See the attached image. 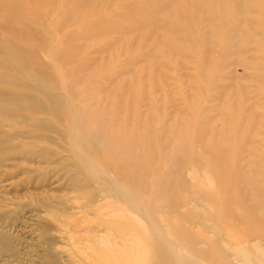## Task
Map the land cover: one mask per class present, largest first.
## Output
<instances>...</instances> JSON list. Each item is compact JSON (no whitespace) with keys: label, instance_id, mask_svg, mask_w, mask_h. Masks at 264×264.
Wrapping results in <instances>:
<instances>
[{"label":"rangeland","instance_id":"rangeland-1","mask_svg":"<svg viewBox=\"0 0 264 264\" xmlns=\"http://www.w3.org/2000/svg\"><path fill=\"white\" fill-rule=\"evenodd\" d=\"M77 1L81 2V5L77 4ZM77 1L18 0L19 3H17V0H12L11 4L13 9L11 15H13L15 22L21 18L27 24L28 47H33L35 45V48L33 47V54L29 53L28 56H30V61H35L36 57L40 56V61L42 60L40 67L42 70L44 68L46 69V71L45 69L43 71L47 73L45 83L48 87H54V90L62 93L61 96L65 99H63V101L72 106L74 114L80 112L84 104V106L87 105L88 107V109L86 107L84 108L88 116L85 114L86 111L84 110V112L82 111L84 113L82 115L83 117L84 115L85 117L87 116L86 119L89 121L84 119L87 122H83L80 127L79 124H81L83 120L80 121L79 117H83L80 116L81 114L79 113L75 117L74 128H76L80 134V142L76 145L78 151L80 150L98 166H102L101 168L107 171V176L102 175V180L106 177L105 182L103 181L105 184L108 179L118 180L120 184L124 185L127 194L136 197L139 204L141 203L142 209L145 208L143 210H146L144 214L147 217V221L156 228L158 233L162 234L159 227L161 225L159 223L160 219L162 220L165 218L162 213L164 216L167 214L165 219L169 220L168 218H172L175 213L173 209H176L178 206L176 211H178L179 214L181 213V216L179 217L178 212H176L177 215L174 217H179L180 223L191 229V235L197 241L193 249L198 252V255L196 251L193 254L185 248L184 250H180V253L185 258L192 260L194 264H244L242 262L247 259L250 261H246L245 264H262L260 262L264 261V252L261 260L257 257V262L251 248L252 242H245L246 244L244 242L242 243L243 240L251 239V237H244V239L241 240L240 238L243 237L237 235V233L241 232V228L245 227H237V225H235L236 221L232 220L230 209V212L228 211L229 214L224 213L227 212V207L231 208V205H228L231 199L229 198V200L225 195L233 199L232 193L236 194L234 199L239 196L237 197L239 201L242 200L241 202H247L252 205L259 203L257 207L263 206L262 209H264V201H261V198L264 200V0H231L232 2L230 0H203L202 2L201 0ZM65 2H67V4H65ZM192 2H196V5ZM221 2L229 3H227V6V4H221ZM16 3L22 11L17 10ZM23 3L24 5L22 7ZM244 3L251 5L252 8ZM134 4L138 11L134 8ZM124 5H127V7L124 8ZM222 5L225 6V13H223L224 7ZM231 5L233 8H231ZM79 6L82 7L79 8ZM146 6H148L147 9ZM239 6L242 7V10ZM71 7H76L77 10L74 9L77 12L74 9L72 10ZM140 7H143L142 9L144 11H142ZM236 8L241 10V16L244 13V17L242 16V18L246 21L244 19L242 21L240 13H238L239 11ZM245 8L249 12L246 11ZM62 9L66 10L64 11ZM67 9H69V11L72 10L74 14L72 16L71 12L70 18L68 16V19L71 20L69 21L71 22L70 26L68 25V19H65ZM199 10L204 12V15ZM226 10L230 14V19L228 18L229 14L227 15ZM121 11L127 16L125 15L122 17L124 14H122ZM235 11L238 12L235 13ZM256 11L259 12V16L257 13L252 15V12L254 13ZM220 12L222 14H220ZM245 12L248 17H245ZM68 13L66 15H68ZM207 13H210L209 16H207ZM135 14H137L138 17ZM128 15L134 20H130ZM76 16L77 18H75ZM205 16L207 18H205ZM101 19H103V21H101ZM83 22H85V24L88 23L89 28L87 27L86 30L84 28L87 25ZM92 22L94 24H91ZM95 22L98 23L96 24ZM256 22L259 23V25L256 24ZM15 24L16 23L12 24L13 29H15ZM257 25L258 27H256ZM260 25L261 27L263 26V28L259 27ZM59 26H61L62 29L59 28ZM81 26H83V28ZM35 27L37 28L35 29ZM216 27L219 28L217 29ZM29 30L31 32H28ZM41 30L43 32H41ZM70 30L71 32H69ZM81 30L85 32L82 31V34ZM193 30L195 32H193ZM205 30H207L206 33ZM72 31L77 37L72 36V34L70 35ZM231 33L235 35V41L231 38V36H233ZM93 34H95V36ZM209 34L211 36H209ZM212 34H214V36ZM62 35H65L66 38ZM204 35L205 38L203 37ZM70 37L71 39L75 37L76 40H67V38ZM230 39L233 40L230 41ZM236 39L241 43H238ZM225 40L230 42L227 43ZM68 41L69 43H67ZM73 43L76 44V46H74ZM36 44L38 45L36 46ZM56 44L58 47H55ZM239 44H241V46ZM38 47L39 51L38 49L36 50ZM69 47L73 49L70 50ZM226 47H229V49ZM65 49L66 51H64ZM61 50L64 51L62 52L64 54L60 55L59 53H61ZM74 52H77V54ZM34 54H37V56L34 57ZM57 54L59 55L57 56ZM68 54H70V56H68ZM73 56L75 57L72 58ZM68 59L71 61L75 59L76 61L73 60L69 62ZM49 70L53 71H50L52 76ZM69 70L73 72L70 73ZM65 72L66 74L64 76ZM31 74L33 73L31 72ZM29 92L31 94H36L33 90H29ZM75 107L77 111H75ZM89 113L91 114L89 115ZM88 117L91 118V120L94 118V121H90ZM45 120L50 121V123L54 124L59 129L61 127H66L64 124V115L62 113H60L57 118L53 116L51 118L49 115L48 119L44 118V122ZM89 122L92 123L89 124ZM88 124L89 126H87ZM100 125L103 128L99 127ZM92 128L95 131L92 130ZM10 129L13 128L8 129L4 127V130ZM97 129L98 132L96 131ZM118 129H122L123 131H119ZM84 131H87L86 134ZM99 131L103 132H100V134ZM96 132L97 134L99 133L97 136L95 135ZM104 132L106 133L104 134ZM87 133H89L90 136L87 137ZM108 135L109 137L111 135V137L107 138ZM99 136L101 137L100 141L98 139ZM133 136L134 139L138 137L136 141L133 139ZM52 137L55 142L59 143L61 146L51 145L46 142L38 143V147L48 151L47 154L50 155L44 162V159H38L27 154H15L16 156H12L8 160L0 161V264H51L54 259H57L59 263L67 264L69 263L68 257H81L80 254L76 253L75 250L73 251V248L69 246V235L71 232L68 230L69 227L51 216L54 212L61 214L65 211L66 215L73 212L70 211L69 208L73 207L72 204L74 202L72 198L75 197V193L72 191V188H70L71 181L68 180L67 177L72 175L71 177L74 178L76 171L78 172L79 170L68 155L70 152L68 144L61 141V137L55 134H53ZM118 137L119 139L121 138L119 141ZM130 137H132V140ZM113 139L117 140L114 141ZM122 139L123 141H121ZM129 139L131 141L128 142ZM106 140L116 142V146H114V143L113 146L110 145L109 143L112 144V142L108 143ZM28 141L31 142L32 140ZM134 141L136 143L138 142V144L136 145ZM132 142L134 143L132 144ZM106 144L112 148H107ZM128 144L131 145V149H127V146L130 147ZM134 144L137 146L136 148H138V150L136 149L137 151L133 149L135 148ZM182 145L186 146L184 147L185 149H180L181 147L183 148ZM102 147L105 149L103 150ZM113 147L115 149H117L116 147L119 148L116 151ZM208 147L211 149L209 150ZM1 149L0 152H4ZM126 149H130V152ZM182 150H185L186 153H182ZM104 151L106 152L104 153ZM126 151L127 153H124V155L128 157V159L125 158V156H121L123 152ZM175 151L181 152L180 155L179 153H175ZM204 151L207 154H204ZM128 153H135L137 155L129 154V156H127ZM193 153L200 154L198 156ZM219 153H221L222 156L219 155ZM9 154L12 153L10 152ZM110 154L111 158H108ZM169 154H172L173 157ZM174 154L176 155L174 156ZM191 154L194 155L193 157L197 156V159L191 157ZM209 155L214 158L216 157V162L214 158L212 159L214 162L213 165L210 163L212 162V160H210L212 157H209ZM200 156H202V158ZM98 157L99 159H97ZM198 157L201 158L197 162L198 165H200V162L204 159L205 162L207 161V164L204 161L201 162L202 168L197 165L198 171H196V173L192 169L195 168L197 163L194 164L195 166L190 165L193 164L195 160H198ZM217 157L220 158L218 159L220 162L216 165L215 163H218ZM179 158L181 160L183 158L186 161L182 160L180 162L178 161L180 160ZM174 161L175 163L178 162L176 164L182 163V167L180 165V167H178L175 163H171ZM183 161L187 166L184 165L185 163H183ZM138 163L140 165L142 164L143 167L141 166L142 168L140 167L139 169ZM219 165H221V169ZM224 165L225 167H223ZM232 166L241 171L239 172ZM190 167L192 168L189 169ZM212 167L214 171H212ZM116 168H118L120 172ZM124 168L130 169H127L129 170L127 171ZM135 168L137 170H135ZM196 168L194 170H196ZM223 168L225 169L223 170ZM141 169L143 170L140 171ZM178 169L181 172H177ZM203 169L205 173L208 171L210 172L208 174L211 176L214 175L212 176L213 178L210 175L209 177L208 174L207 177L202 171ZM216 169L220 171L218 173H223L222 175L224 176H221V174V177L216 175ZM232 169H234V177H237L235 180L234 177L232 179ZM192 171L194 174L190 173ZM235 171H238V174H236ZM131 172L135 174L131 175ZM211 172H214V174H211ZM121 173H123V176L120 175ZM162 174L168 177H165V175L163 177ZM131 176H134V178H131ZM135 177L141 180L139 181V179L137 180ZM146 177L148 178L145 179ZM161 177L166 180L161 179ZM159 178L161 183L157 181ZM169 178L172 182H168L170 181L168 180ZM180 178H184V180ZM262 180L263 182H261ZM135 181L140 182V184L137 183L136 185ZM184 181V187H187L185 191L182 186ZM92 182V187L96 190L103 186V184L100 186L99 181ZM254 182H256V184ZM141 183L143 184L141 185ZM165 183L166 185H164ZM168 183L169 185H167ZM174 185L177 186L175 187ZM172 186L175 188L173 187L172 189ZM231 186H234L233 189ZM235 186L236 189L240 188V190H237L238 192L240 191L239 193L234 189ZM179 187L181 189H179ZM229 187L232 193L231 191H227ZM169 188L171 193H169ZM210 188L212 191L214 190L213 193L209 190ZM230 188L228 190H230ZM165 189L167 191H165ZM207 189L211 193L210 196L216 193L212 196L213 199H210ZM158 190L165 192L159 193V196L161 195L159 197ZM172 190L175 191V193H172ZM225 191L227 192L225 193ZM180 192L184 193V195ZM169 194L170 197L168 198ZM206 195L211 201H209L208 198L206 199ZM217 195L218 197L220 196V198H217ZM240 196H242V199ZM259 196L262 197L259 198ZM145 197H148V200L143 199ZM165 197L168 198V201ZM214 197L215 201H213ZM224 197L227 204L223 201ZM253 197L256 200H254ZM99 198L101 197L99 196ZM173 198L176 202L177 200L180 201L181 203L178 204L181 206L175 205L176 202H172L174 201ZM175 198H177V200ZM185 198L191 201L192 204ZM193 198L196 199L191 200ZM171 199L172 201H169ZM221 200L225 202L224 205ZM167 202H170L171 205L172 203L174 204L171 207L173 209L170 208V204ZM186 202L187 204L185 205ZM189 203L190 206L188 205ZM199 203H201V205ZM151 204L152 207H155H153L152 210ZM214 204L217 205V208H215L216 206ZM145 205L148 206L146 207ZM173 206H176V208ZM222 206H224V208ZM156 207L158 208L156 209ZM170 209L172 213L169 212ZM262 209L260 210L264 214V210ZM75 210L73 213L82 212L79 208ZM161 211L163 212L161 213ZM189 214L193 217H190ZM197 219L200 220L198 221ZM182 220L183 222H181ZM226 220H228L229 223ZM253 226L248 223L246 228L251 230ZM255 227L257 228V225H255ZM213 234L214 237H212ZM231 234L234 236L231 237ZM235 234L240 241L234 239L236 237ZM172 236L170 235L169 238L174 240L175 236ZM204 237H207L208 240L206 241ZM230 237L231 240H233L231 241L233 245L231 242L227 245V242L230 241ZM175 242L177 243V241ZM224 242L226 243L224 244ZM261 243L264 244V237L262 236L260 244ZM241 244H244V246ZM224 245H226V248ZM229 246L234 247V249H231ZM241 248L246 249L244 254L246 256L236 253V251ZM146 250L148 249L146 248ZM233 254L237 255V257ZM240 256L241 258L246 257V260L242 258L241 262H239Z\"/></svg>","mask_w":264,"mask_h":264},{"label":"bare ground","instance_id":"bare-ground-1","mask_svg":"<svg viewBox=\"0 0 264 264\" xmlns=\"http://www.w3.org/2000/svg\"><path fill=\"white\" fill-rule=\"evenodd\" d=\"M11 1L12 0H1L0 2V148L1 150H3L4 152H0V161L1 160H8L10 159L12 156H16L18 154L20 155H30L32 157H36L38 159H44V161H46L45 159H48V157H50L48 153V151L46 150H42V148L38 147L40 142H46L48 144H51V145H56V146H61L59 145V143H56L55 140L53 139L52 135L55 134L59 137H61V141H64L68 144L69 146V157L71 160L74 161L75 165L79 168L78 172L76 171V174L74 175L75 177H71V176H68L67 179L70 180V188H72V191L75 193V197H73L72 201L74 202L72 205L73 207H70V211H73L76 209V208H79L82 210L81 213H71V214H68L66 215L65 211L61 214H58V213H55L52 214L51 216L55 219H57L58 221H60L61 223L67 225L69 227V231L70 232V235H69V242H70V247L73 248V251L75 250L76 253L80 254L81 257H68L69 259V263L67 264H194L192 260H189L188 258H185L184 256L181 255L180 253V250H184L187 249L188 251H190V253L192 252L194 254V252L196 251L195 249H193L194 246H196L195 244L197 243V241L195 240V238L191 235V229L185 225H182L180 223V214L178 211H176V206H173L175 207L176 209H173L171 208L172 205H174L173 203L176 202L173 198L174 201L169 200V201H172V205L170 204V202H167L169 203L170 205V208L175 210L174 214H173V217H169L168 219L169 220H166V216L167 214L164 216V214L162 213L163 211H161L163 217H165L164 219H160L159 223L161 224L159 227H160V230L162 231V234L161 233H158V231L156 230V228H154L150 222L147 221V217L146 215L144 214V211L143 208L141 207V203L139 204L138 200H136V197H134L133 195H130V194H127V192H125V187L123 184H120L118 180H107L106 184L104 183L105 180H106V177L104 180H102V177L103 176H107V171H105L103 168H101L100 166H98L94 161H92V159H90L87 155L83 154L80 150L78 151L77 149V146L78 145L77 143L80 142V134L79 132L77 131L76 128H74V123H75V117L76 115L79 113L81 114L80 116L83 117L82 114H84L83 112L86 111V109H84L85 107L88 109L87 105L84 106L83 104V109L80 110V112H78L77 114H74L73 110H72V106L70 104H67L66 102L63 101V97L61 96L62 93H60L59 91H56L54 90L53 88H49L48 85L45 83V78L47 76V73H45L42 68L40 67V64L42 63V60L40 61V56L38 57L37 54L35 55L34 54V57H36L35 61H30V54H33V47H28V41H27V24L25 23V21L23 19H19L15 22V19L13 18V15H11V11L13 9L12 7V4H11ZM62 1V0H61ZM77 1V0H76ZM81 1V0H80ZM128 1V0H127ZM203 0H201L202 2ZM220 1V0H218ZM224 1V0H222ZM228 1V0H227ZM231 1V0H230ZM253 1V0H252ZM22 2V1H21ZM20 2V3H21ZM25 2V1H24ZM72 2V1H71ZM78 2V1H77ZM76 2V3H77ZM89 2V1H88ZM126 2V1H125ZM151 2V1H150ZM232 2V1H231ZM230 2V3H231ZM17 3L18 0H17ZM16 3V4H17ZM69 3V1H68ZM123 3V2H122ZM133 3V2H132ZM193 4H195L196 2H192ZM191 3V4H192ZM210 3V1H209ZM220 3V2H219ZM225 4L229 3V2H223ZM221 2V4H223ZM236 3V2H235ZM241 3V2H240ZM62 4V3H61ZM65 4H67V2H65ZM77 4L81 5V2H78ZM83 5H85L84 3H82ZM126 4V3H125ZM130 4V3H129ZM142 4V2H141ZM144 4V3H143ZM157 4V3H156ZM192 4V5H193ZM202 4V3H201ZM224 4V5H225ZM232 4V3H231ZM244 4H247V3H244ZM250 4V3H249ZM24 3L22 4V7H23ZM76 5V4H75ZM73 5V6H75ZM82 5V6H83ZM128 5V4H127ZM127 5H124L123 7H127ZM154 5V4H153ZM196 5V4H195ZM215 5V4H213ZM240 5V4H238ZM26 6V4H25ZM60 6V5H59ZM81 6V7H82ZM130 6V5H129ZM135 6V4H134ZM216 6V5H215ZM223 6V5H222ZM228 6V4H227ZM226 6V7H227ZM236 6V4H235ZM247 6H250L252 8L251 5H248ZM247 6L245 5V7L247 8ZM78 7V6H77ZM79 6V8H81ZM122 7V8H123ZM148 6H146V9H147ZM224 7V12L225 13V6ZM240 7V6H239ZM18 8L17 10H20L22 11V9H20L18 7V4H17V7ZM27 8V6H26ZM72 8V7H71ZM76 9V7H74ZM72 8V10L74 9ZM131 8V7H130ZM136 8V6L134 7ZM141 8V7H140ZM143 8V7H142ZM141 8V9H142ZM152 8V7H151ZM196 8V7H195ZM216 8V7H215ZM218 8V7H217ZM231 8L232 5H231ZM230 8V9H231ZM242 7H240L241 9ZM245 8L246 11H248L247 9ZM250 8V9H251ZM74 9V10H75ZM127 9V8H126ZM238 10V8H236ZM244 9V8H243ZM259 9V8H258ZM62 10H66V9H62ZM71 11H69V9H67L66 11V14L68 13V15L65 14L66 16V20L68 19V16L70 18V14H71ZM77 10V9H76ZM75 10V11H76ZM81 10V9H80ZM130 10V9H129ZM128 10V11H129ZM137 10V8H136ZM135 10V11H136ZM229 10V9H228ZM232 10V9H231ZM242 10V9H241ZM241 10H238V11H235L240 13ZM244 10V11H245ZM253 10V9H251ZM255 10V9H254ZM61 11V9H60ZM127 11V12H128ZM138 11V10H137ZM142 11H144L142 9ZM200 12H202L201 10H199ZM227 11V10H226ZM259 11V10H258ZM77 12V11H76ZM122 14H124L123 11H121ZM120 12V13H121ZM207 12V11H206ZM212 12V11H211ZM243 12V11H242ZM249 12V11H248ZM22 13V12H20ZM29 13V11H28ZM119 13V14H120ZM133 13V12H132ZM204 12H202L203 14ZM219 13V12H218ZM217 13V14H218ZM231 13V12H230ZM237 13V14H238ZM255 13H259V12H252V15L255 14ZM134 14V13H133ZM208 14V15H207ZM206 15L209 16L210 13H207ZM212 14V13H211ZM220 14H222L220 12ZM228 11H227V15H228ZM232 14V13H231ZM244 14V13H243ZM242 14V16L244 17V15ZM248 14V13H247ZM72 16L74 15L73 12L71 14ZM76 15V14H75ZM80 15V13H79ZM82 15V14H81ZM126 14H124L122 17H124ZM137 15V14H135ZM140 15V14H139ZM204 15V14H203ZM213 15V14H212ZM239 15V14H238ZM250 15V14H249ZM16 16V14H15ZM33 16V15H32ZM35 16V15H34ZM64 16V17H65ZM78 16V14H77ZM77 16L75 18H77ZM127 16V15H126ZM224 16V15H223ZM240 16H241V13H240ZM241 16V18H242ZM246 12H245V17H246ZM259 16V14H258ZM80 17V16H79ZM83 17V16H82ZM128 17H130L128 15ZM138 17V15H137ZM219 17V16H218ZM227 17V16H226ZM232 17V16H231ZM248 17V16H247ZM17 18V17H16ZM126 18V17H125ZM135 18V17H134ZM205 18H207L205 16ZM209 18V17H208ZM230 19V14H229V17ZM227 18V19H228ZM61 19V18H60ZM80 19V18H79ZM130 20H134V19H131V17L129 18ZM128 19V20H129ZM223 19V18H222ZM244 18H242V21H243ZM208 20V19H207ZM245 20V19H244ZM65 21V20H64ZM68 21V25L70 26V23L69 21H71L70 19L67 20ZM101 21H103V19H101ZM224 21V19H223ZM246 21V20H245ZM248 21V20H247ZM61 22V21H59ZM88 22V21H87ZM100 22V21H99ZM133 22V21H132ZM13 23H16L14 26H15V29H13L12 27V24ZM66 23V22H65ZM75 23V22H74ZM85 24V22H83ZM82 23V24H83ZM96 24L98 22H95ZM262 23V22H261ZM90 24V23H89ZM91 24H94L93 22ZM255 24V23H253ZM256 24L259 25V23L256 22ZM255 24V25H256ZM264 24V23H263ZM72 25V24H71ZM81 25V24H80ZM87 26H85V30L88 26V23L85 24ZM100 25V24H99ZM258 25L256 27H258ZM45 26V25H44ZM84 26V25H83ZM83 26H81L83 28ZM101 26V25H100ZM211 26V25H209ZM95 27V25H94ZM261 27V25L259 26ZM37 27H35L36 29ZM47 28V27H46ZM59 28H61V26H59ZM97 28V27H96ZM102 28V27H101ZM217 28V27H216ZM219 28V27H218ZM217 28V29H218ZM263 28V26L261 27ZM49 29V28H48ZM62 29V28H61ZM64 29V28H63ZM92 29V28H91ZM99 29V28H98ZM193 29V28H192ZM195 29V28H194ZM216 29V30H217ZM38 30V29H37ZM224 30V29H223ZM228 30V29H227ZM263 30V29H261ZM84 30H81V33L83 34ZM90 31V30H89ZM96 31V30H95ZM99 31V30H98ZM207 30H205V33H206ZM215 31V29H214ZM218 31V30H217ZM216 31V32H217ZM221 31V30H220ZM231 31V30H230ZM28 32H31L30 30ZM36 32V31H35ZM35 32H32V33H35ZM41 32H43L41 30ZM49 32V31H48ZM60 32V31H59ZM71 32V30L69 31ZM85 32V31H84ZM193 32H195L193 30ZM219 32V31H218ZM229 32V31H227ZM263 32V31H262ZM97 33V32H96ZM100 33V32H99ZM208 33V32H207ZM230 33V32H229ZM72 34V36H75L73 34V31L72 33H70V35ZM101 34V33H100ZM216 34V33H214ZM214 34H212L214 36ZM232 34V33H231ZM235 34V32H234ZM41 35V34H40ZM59 35V34H58ZM88 35V34H87ZM95 36V34H93ZM97 35V34H96ZM233 35V34H232ZM236 35V34H235ZM231 36V38L234 39V36ZM32 36V35H31ZM35 36V35H34ZM46 36V35H45ZM57 36V35H56ZM64 38H66L65 35H62ZM89 36V35H88ZM209 36H211L209 34ZM212 36V37H213ZM216 36V35H215ZM230 36V35H229ZM36 37V36H35ZM39 37V36H38ZM53 37V36H52ZM58 37V36H57ZM60 37V36H59ZM77 37V36H75ZM73 38L74 40H76V38ZM205 38V35L203 36ZM208 37V35H207ZM33 38V37H32ZM37 38V37H36ZM41 38V37H40ZM45 38V37H44ZM79 38V37H78ZM77 38V39H78ZM228 38V36H227ZM38 39V38H37ZM61 39V38H60ZM68 39H71L70 38H67ZM71 39V41L73 40ZM207 39V38H206ZM209 39V38H208ZM229 39V38H228ZM232 39V40H233ZM47 40V38H46ZM45 40V41H46ZM66 40V39H65ZM66 40V41H67ZM218 40V39H217ZM230 39V41H232ZM241 40V39H240ZM30 41V40H29ZM32 41V40H31ZM44 41V42H45ZM48 41V40H47ZM51 41V40H50ZM57 41V39H56ZM226 41V40H225ZM224 41V42H225ZM229 41V42H230ZM235 41V39H234ZM237 41V39H236ZM34 42V41H33ZM59 42V41H58ZM227 42V41H226ZM227 42V43H229ZM238 43L240 41H237ZM43 43V42H42ZM69 43V41L67 42ZM75 43V42H74ZM73 43V44H74ZM237 43V44H238ZM241 43V42H240ZM40 44V43H39ZM52 44V42H51ZM58 44V43H57ZM56 44L55 47H58V45ZM65 44V43H64ZM236 44V42H235ZM38 44H36L37 46ZM43 45V44H42ZM53 45V44H52ZM60 45V44H59ZM78 45V44H77ZM241 46V44H239ZM243 45V44H242ZM31 46V45H30ZM74 46H76V44H74ZM79 46V45H78ZM77 46V47H78ZM224 46V45H223ZM230 46V44H229ZM235 46V45H234ZM43 47V46H42ZM46 47V46H45ZM49 47V46H48ZM68 47V46H67ZM71 47V46H70ZM69 47V48H70ZM73 47V46H72ZM35 48V47H34ZM41 48V47H40ZM51 48V47H50ZM229 49V47H226ZM38 49L39 51V47L36 48V50ZM54 49V48H53ZM61 49V48H60ZM64 49V48H62ZM73 48H70V50H72ZM227 49V50H228ZM226 50V49H225ZM241 50V49H240ZM264 50V49H263ZM66 51V49L64 50ZM64 51H60L61 53H59L60 55L61 54H64L62 52ZM71 52V51H69ZM68 52V53H69ZM225 52V51H224ZM228 52V51H226ZM237 52V51H236ZM243 52V51H242ZM75 53V52H74ZM221 53H222V50H221ZM233 53V52H232ZM263 53V52H262ZM57 54V56L59 55ZM73 54V53H72ZM77 54V52L75 53ZM74 54V55H75ZM235 54V53H234ZM46 55V54H45ZM264 55V53H263ZM66 56V55H65ZM68 56H70V54H68ZM66 56V57H68ZM75 56H73L72 58H74ZM52 58V57H51ZM71 58V57H69ZM71 58V59H72ZM61 59V58H60ZM32 60V59H31ZM59 60V59H58ZM69 60V59H68ZM66 60V61H68ZM75 60V59H73ZM72 60V61H73ZM45 61V60H43ZM71 60H69V62H72ZM76 61V60H75ZM46 62V61H45ZM233 63V62H232ZM74 64V63H73ZM78 65V64H77ZM39 66V67H38ZM76 66V65H75ZM47 67V66H45ZM55 67V66H54ZM58 67V66H57ZM51 68V67H50ZM60 68V67H59ZM62 68V67H61ZM43 71L41 72L40 71ZM75 69H78V68H75ZM46 71V69H45ZM51 70H49L50 72ZM63 71V70H62ZM70 71V70H69ZM76 71V70H74ZM31 72L33 74H31ZM53 72V71H51ZM50 72V74H51ZM67 72V71H66ZM66 72L64 73V76L66 74ZM73 71H70V73H72ZM63 74V73H62ZM61 74V75H62ZM52 76V74H51ZM54 78V77H52ZM50 79V78H49ZM47 80V79H46ZM53 80V79H52ZM50 80V81H52ZM59 80V79H58ZM48 81V80H47ZM61 82V81H60ZM51 86V85H50ZM61 86V85H60ZM59 86V87H60ZM63 87V86H62ZM55 88L57 89V86L55 85ZM63 89V88H62ZM61 89V90H62ZM29 90H33L36 94H31L29 92ZM63 91V90H62ZM71 91V90H70ZM64 92V91H63ZM66 95V93H65ZM67 96V95H66ZM68 98V97H67ZM65 100V99H64ZM70 103V102H69ZM79 105V104H78ZM81 105V106H82ZM89 106V105H88ZM77 108L75 107V111ZM84 110V111H83ZM83 111V112H82ZM102 111V110H101ZM82 112V113H81ZM95 112V111H94ZM60 113H62L64 115V124L66 127H61L60 129L57 128L54 124L50 123V121H46L44 122V118L45 119H48L49 118V115L53 117H58V115H60ZM87 113V111L85 112V114ZM92 113V111H91ZM89 113V115L91 114ZM102 113V112H101ZM101 113H98V114H101ZM48 114V115H47ZM95 114V113H94ZM87 115V114H86ZM44 116H48V117H44ZM79 116V115H78ZM88 116V115H87ZM86 116V117H87ZM85 115L83 118L79 117L80 118V121H82L80 125L83 124V122H87L85 121L84 119H86ZM91 117V116H90ZM96 117V116H95ZM89 118V117H88ZM106 118V117H105ZM90 121H94V118H89ZM97 119V118H96ZM101 119V118H100ZM62 120V119H61ZM78 120V118H77ZM88 120V119H86ZM89 121V120H88ZM92 121V122H93ZM79 122V121H78ZM91 122V123H92ZM98 122V121H97ZM117 122V121H116ZM89 122V124H91ZM87 124V123H85ZM89 124L87 126H89ZM98 124V123H97ZM104 125V124H103ZM118 125V124H117ZM4 127H7L8 129L9 128H13V129H10V130H4ZM79 127V126H78ZM98 127V126H96ZM101 127V125L99 126ZM84 128V127H83ZM82 128V129H83ZM95 128V126H94ZM103 128V127H101ZM107 128V127H106ZM117 128V127H116ZM76 129V130H75ZM91 129V128H90ZM124 129V128H123ZM92 130H94L92 128ZM90 130V131H92ZM101 130V129H99ZM119 130V129H118ZM122 130V129H121ZM119 130V131H121ZM95 131V130H94ZM98 132V129L96 130ZM104 131V130H103ZM103 131H99L100 132H103ZM107 131V130H106ZM123 131V130H122ZM127 131V130H126ZM130 131V130H129ZM85 132V131H84ZM87 132V131H86ZM85 132V134H86ZM96 132V136L99 134H97ZM115 132V131H114ZM118 132V131H117ZM133 132V131H132ZM106 132H104L105 134ZM112 133V132H111ZM109 133V134H111ZM101 134V133H100ZM117 134V133H116ZM123 134V133H121ZM128 134V133H127ZM86 136V135H85ZM90 136L89 133H87V137ZM102 136V135H101ZM116 136V135H115ZM136 136V135H135ZM109 137V135L107 136V138ZM111 137V135H110ZM109 137V138H110ZM123 137V136H122ZM91 138V137H90ZM100 136H99V141H100ZM116 138V137H115ZM131 140H132V137H130ZM138 138V137H137ZM134 139V136H133V139L136 141L137 140ZM85 139V138H84ZM94 139V138H92ZM96 139V140H98ZM121 139V138H120ZM119 137H118V141L120 140ZM28 140H32L31 142L28 141ZM86 140V139H85ZM112 140V139H111ZM114 141L117 140V139H113ZM130 139L128 140L131 141ZM98 141V142H99ZM107 141V140H106ZM123 141V139L121 140ZM125 141V140H124ZM127 141V140H126ZM134 141V142H135ZM187 141V140H186ZM190 141V140H189ZM82 142V140H81ZM108 143L109 142H112L109 143L110 145L113 146V143H114V146L116 142H113V141H107ZM106 142V143H107ZM132 142V144L134 143ZM84 143V142H83ZM82 143V144H83ZM89 143V142H88ZM105 143V142H104ZM107 143V144H108ZM123 143V142H122ZM181 143H184V142H181ZM93 144V143H92ZM96 144V143H94ZM106 144V146H107ZM135 144L137 145L138 142ZM134 144V145H135ZM189 144V142H188ZM187 144V145H188ZM86 145V144H85ZM105 145V144H103ZM102 145V146H103ZM118 145V143H117ZM120 145V143H119ZM130 145V144H128ZM135 145V148L133 149H137L136 148L137 146ZM80 146V144H79ZM105 146V147H106ZM126 146V145H125ZM124 146V147H125ZM179 146V145H178ZM183 146V145H182ZM95 147V146H94ZM110 148L111 146H107V148ZM122 147V146H120ZM133 147V146H132ZM180 147V146H179ZM184 147H186L185 145L183 146V148L181 147L180 149H185ZM103 150L105 149L104 147H102ZM112 148V147H111ZM117 149L119 147H116ZM130 148L131 149V145L130 147L127 146V149ZM209 148V147H208ZM113 149H115L113 147ZM112 149V150H113ZM117 149H115L117 151ZM126 149V150H127ZM129 149V150H130ZM132 149V151H133ZM211 148H209L210 150ZM109 150V149H108ZM122 150V149H120ZM125 150V149H124ZM123 150V151H124ZM127 150V151H129ZM134 150V151H135ZM136 150V151H137ZM175 150V148H174ZM173 150V151H174ZM10 151L12 154H9ZM107 151V149H106ZM104 151V153L106 152ZM126 152H123V155L121 156H125L124 153H127ZM131 151V152H132ZM172 151V152H173ZM181 151V150H180ZM183 151V150H182ZM109 152H112V151H109ZM108 152V153H109ZM122 152V151H120ZM130 152V151H129ZM185 150L182 152L184 153ZM207 152V151H206ZM212 152V150H211ZM210 152V153H211ZM102 153V152H101ZM137 153V152H136ZM175 153H180L181 152H176ZM186 153V152H185ZM184 153V154H185ZM198 153V152H197ZM195 153V154H197ZM204 154H207L205 153V151L203 152ZM208 153V154H210ZM222 153V152H221ZM221 153H219V155H221ZM16 154V155H15ZM107 154V153H106ZM122 154V153H121ZM129 154L131 153H128L127 156H129ZM194 154V153H193ZM191 154V157H193L194 155ZM200 154V153H199ZM199 154H197L199 156ZM99 155V154H98ZM102 155V154H101ZM120 155V154H119ZM131 155H137V154H131ZM170 155V154H169ZM176 154H174L175 156ZM211 155V154H210ZM209 157H212L210 156ZM218 155V154H217ZM218 155V157H219ZM103 156V155H102ZM101 156V157H102ZM172 156V154L170 155ZM206 156V155H205ZM222 156V155H221ZM224 156V155H223ZM100 157V158H101ZM108 157V155H107ZM120 157V156H119ZM118 157V159H119ZM173 157V156H172ZM182 157V155H181ZM184 157V155H183ZM186 157V156H185ZM197 156L193 157L194 159L196 158ZM202 158V156H200ZM217 157V161L218 163H215L216 165L219 164V160L220 158ZM108 158H111V154H110V157ZM125 158L128 159V157L125 156ZM124 158V159H125ZM178 158V156H177ZM198 157V160H192L194 161L193 164H191L190 166H195L194 164L197 163L199 161V159H201ZM214 157L210 158V160H212ZM216 158V157H215ZM214 158V161L216 160ZM224 158V157H223ZM99 159V157L97 158ZM107 159V158H106ZM105 159V160H106ZM126 159V161H127ZM139 159V158H138ZM171 159V158H170ZM173 159V158H172ZM180 159V158H179ZM197 159V158H196ZM209 159V158H208ZM207 159V160H208ZM117 160V159H116ZM175 160V159H173ZM172 160V161H173ZM182 160H184L182 158ZM181 159L178 160V161H182ZM209 160V161H210ZM224 160V159H223ZM108 161V160H107ZM110 161V160H109ZM132 161V160H131ZM186 161V160H184ZM183 161V163H185ZM201 161V160H200ZM205 162V159L202 160L201 162ZM102 162V160H101ZM114 162V160H113ZM137 162V161H136ZM188 162V161H187ZM189 162L191 163V160L189 159ZM200 162V165L202 164ZM216 162V161H215ZM98 163V162H97ZM103 163V162H102ZM140 163V162H139ZM138 163V164H139ZM143 163V162H141ZM172 164L175 163L174 162H171ZM178 163V162H176ZM175 163V164H176ZM207 164V161L205 162ZM212 165H213V160L212 162H210ZM223 163V162H222ZM238 163V162H237ZM236 163V164H237ZM116 164V163H115ZM126 164V163H125ZM129 164V163H128ZM174 164V165H175ZM182 164V163H181ZM181 164H176L178 167H182ZM214 164V165H215ZM132 165V164H131ZM175 165V166H176ZM180 165V166H179ZM186 165V163L184 164ZM198 163L196 164L195 168L197 167ZM198 165V167L202 168V165L200 166ZM210 165V166H212ZM215 165V166H216ZM222 165V164H221ZM219 165V167L221 166ZM113 166H114V163H113ZM126 166V165H125ZM130 166V165H129ZM128 166V167H129ZM134 166V165H133ZM132 166V167H133ZM138 166V165H137ZM142 166V164L140 165L139 164V169L140 167ZM170 166V165H169ZM172 166V165H171ZM176 166V167H177ZM187 166V165H186ZM239 166V164H238ZM116 167V166H115ZM119 167V166H118ZM127 167V166H126ZM125 167V168H126ZM131 167V169H132ZM137 167V169H138ZM143 167V166H142ZM141 167V168H142ZM173 167V166H172ZM177 167V168H178ZM188 167H189V164H188ZM198 167L196 168V170L192 169L194 172L198 171ZM225 167V165L223 166ZM233 167V166H232ZM236 167V165H235ZM233 167V168H235ZM122 168V167H121ZM124 168V169H125ZM171 168V167H170ZM192 167H190L189 169H191ZM207 168V167H206ZM209 168V166H208ZM216 168V167H215ZM118 170V168H116ZM123 169V170H124ZM127 169H130V168H127ZM125 169V170H127ZM135 168V170H137ZM183 169V168H182ZM213 169V167H212ZM210 169V170H212ZM218 169V167H217ZM216 169V170H217ZM221 169V167H220ZM225 168H223L224 170ZM237 169V168H235ZM240 169V168H239ZM114 170V168H113ZM121 170V169H120ZM143 169H141L140 171H142ZM175 170V169H174ZM181 170V168H180ZM201 170V169H200ZM222 170V172H223ZM238 170V169H237ZM68 171V170H67ZM116 171V170H115ZM119 171V170H118ZM129 171V170H127ZM138 171V172H140ZM172 171V169H171ZM179 171V169L177 170V172ZM190 171V170H189ZM190 172L191 174H194V172ZM204 172V174H207L210 173L207 171V173H205L204 169L202 170ZM201 171V173L203 174V172ZM214 171V169L212 170ZM233 171L234 169H232V175H233ZM239 171V170H238ZM238 171L236 172V174H238ZM241 171V170H240ZM239 171V172H240ZM69 172V171H68ZM120 172V171H119ZM125 172V171H123ZM137 172V173H138ZM144 172V171H143ZM181 172V171H179ZM220 171L217 170L216 175H219V177L221 176H224L222 175L221 173H218ZM226 172V171H225ZM264 172V171H263ZM132 174L131 175H134L135 173L134 172H131ZM142 173V172H140ZM171 173V172H169ZM197 173V172H196ZM71 174V173H70ZM123 173H121L120 175H122ZM201 174V175H202ZM211 174H214V172H211ZM221 174V176H220ZM225 174V173H224ZM103 175V176H102ZM129 175V174H128ZM139 175H144V174H139ZM163 175V174H162ZM165 175V174H164ZM163 175V177H164ZM210 174H208L209 176ZM261 175V174H260ZM123 176V175H122ZM127 176V175H126ZM137 176V175H135ZM156 176V175H155ZM167 175H165L166 177ZM170 176V175H169ZM203 176V175H202ZM207 176V177H208ZM211 176V175H210ZM209 176V177H210ZM214 176V175H212ZM211 176V177H212ZM235 176V173L234 175L232 176V179L233 177ZM159 177V175H158ZM168 177V176H167ZM218 177V176H217ZM128 178V176H127ZM131 178H134V176H131ZM130 178V179H131ZM137 180L139 178L135 177ZM148 177H146L145 179H147ZM153 178V177H152ZM156 178V177H154ZM171 178V177H170ZM168 179L170 181L168 182H172L171 179ZM206 178V177H205ZM213 178V177H212ZM237 177H234V180L236 179ZM129 179V178H128ZM161 179H165V178H162ZM181 179V178H180ZM215 179V178H214ZM217 179V178H216ZM263 179V178H262ZM132 180V179H131ZM141 179H139L140 181ZM143 180V179H142ZM157 180V179H156ZM155 180V182H156ZM166 180V179H165ZM181 180H184L181 179ZM180 180V181H181ZM92 181H99L100 182V186L103 184V186L100 188V189H94L92 187V184L93 182ZM104 181V182H103ZM134 181V180H133ZM132 181V183H133ZM145 181V180H144ZM148 181V180H147ZM157 181H161L160 178L159 180ZM103 182V183H102ZM146 182V181H145ZM175 182V181H174ZM210 182V181H209ZM258 182V181H256ZM256 182H254L256 184ZM263 182V180L261 181ZM127 183H128V180H127ZM136 185L137 183L140 184V182H136ZM134 183V184H135ZM152 183V182H151ZM154 183V181H153ZM161 183V182H160ZM178 183V182H177ZM183 183V182H181ZM97 184V183H96ZM95 184V185H96ZM143 183H141L142 185ZM145 184V183H144ZM173 184V183H172ZM171 184V185H172ZM175 184V183H174ZM234 184V183H232ZM259 185H261L259 182H258ZM264 184V183H263ZM134 185V186H136ZM152 185V184H150ZM160 185V184H159ZM166 185V183L164 184ZM169 185V183L167 184ZM180 185V184H179ZM185 181H184V184L182 185L183 186V189L184 191L187 190L185 187ZM235 185V184H234ZM97 186V185H96ZM140 186V185H139ZM144 186V185H143ZM153 186V185H152ZM175 186V185H174ZM172 186V189L173 187ZM177 186V185H176ZM175 186V187H176ZM98 187V186H97ZM174 187V188H175ZM234 186H231V188L233 189ZM99 188V187H98ZM142 188V187H141ZM140 188V189H141ZM154 188H155V184H154ZM162 188V187H161ZM160 188V189H161ZM168 188V187H166ZM230 188V187H229ZM228 188V189H229ZM228 190L227 191H231L232 193V190ZM142 189H145L144 187ZM141 189V191H142ZM179 189H181L179 187ZM236 191L240 188H237L236 189V186L234 188ZM262 189V188H261ZM164 190V188H163ZM210 191L211 188L209 189ZM209 190L207 189V192H209ZM225 190V189H224ZM233 190V191H235ZM159 191V190H158ZM165 191H167L165 189ZM164 191V192H165ZM169 191H170V188H169ZM180 191V190H179ZM214 191V190H213ZM212 191V193H213ZM225 191V193L227 192ZM235 191V192H236ZM132 192V191H131ZM137 192V191H136ZM140 192V190H139ZM161 191L158 192V196H159V193H161ZM162 192V193H164ZM177 192V191H176ZM187 192V191H186ZM238 192V191H237ZM240 192V191H239ZM238 192V193H239ZM133 193V192H132ZM152 193V191H151ZM167 193V192H166ZM171 193V191L169 192ZM172 193H175V191L172 190ZM181 193V192H180ZM224 193V195H225ZM230 193V195H231ZM138 194V192H137ZM144 194V193H143ZM147 194V193H146ZM178 194V193H177ZM184 195V193H181ZM180 194V195H181ZM210 192H209V196H210ZM216 194V193H214ZM213 194V195H214ZM223 194V193H222ZM233 194V199L227 195H225L229 200H230V204H228L232 209H233V212H232V209L231 208H228L227 207V212H225L224 210V214H229L230 210H231V213L232 214V220L233 221H236V224L237 227H245V228H241V232L240 233H237V235L239 237H243V238H240L241 240L244 239V237H251V239H246V240H243L242 243L244 242H252V251H253V254L255 256V259L257 261V257L260 258L261 260V257H262V254L264 252V244H260V240H261V236L264 237V214L262 213V211L260 209L263 208V206L261 207H257V204L259 205V203H257L256 205H252L250 203H247V202H241L242 200V196L241 197V201H239L237 199V196L235 199H234V196H236L235 193H232ZM253 194V192H252ZM263 194V193H262ZM148 195V194H147ZM146 195V196H147ZM157 195V194H156ZM155 195V196H156ZM164 195V194H163ZM162 195V196H163ZM205 195V194H204ZM210 196V199H213L212 196ZM239 195V194H237ZM242 195V194H240ZM99 196L101 198H99ZM161 196V195H160ZM159 196V197H160ZM222 196V195H221ZM251 196V195H250ZM254 196V195H252ZM257 196V195H256ZM142 197V196H141ZM144 197V196H143ZM170 197V194L168 195V198ZM189 197V196H188ZM192 197V196H191ZM262 197V196H259V198ZM148 198V197H147ZM146 197L143 198V199H147ZM166 198V197H165ZM166 198V200L168 199ZM208 198V196L206 195V199ZM217 198H220V196L218 197L217 195ZM254 198V197H253ZM258 198V197H257ZM264 198V197H263ZM142 199V200H143ZM154 199V198H153ZM177 200V198H175ZM181 200V198H179ZM186 199V198H185ZM196 198H193L191 200H194ZM205 199V198H204ZM209 198L208 200L211 201ZM252 199V198H251ZM148 200V199H147ZM155 200V199H154ZM162 200V199H161ZM165 200V199H164ZM188 201V199H186ZM201 200V199H200ZM219 200V199H218ZM250 200V198H249ZM254 200H256L254 198ZM253 200V201H254ZM151 201V200H150ZM149 201V202H150ZM168 201V200H167ZM182 201V200H181ZM196 201V200H195ZM206 201V200H205ZM215 201V197H214V200ZM222 201V200H221ZM225 201V202H223ZM223 205L224 203L227 204V201L224 197L223 199ZM244 201V199H243ZM261 201H264L262 198H261ZM165 202V201H164ZM163 202V203H164ZM184 202V201H182ZM188 202H191V201H188ZM198 202V201H197ZM177 203V204H176ZM175 203V205H179L178 203H181L180 201L177 200V202ZM211 203V202H209ZM165 204V203H164ZM187 204V202L185 203V205ZM192 204V202H191ZM194 204V202H193ZM201 205V203H199ZM203 204V203H202ZM222 204V203H221ZM154 205V203H153ZM190 206V203L188 204ZM215 205V204H214ZM220 205V204H219ZM146 207L148 205H145ZM168 206V207H169ZM181 206V205H179ZM217 208V205H215ZM227 206V205H225ZM151 207H152V204H151ZM154 207V206H153ZM153 207L151 208V210L153 209ZM185 207V206H184ZM183 207V208H184ZM224 208V206H222ZM149 208V207H148ZM155 208V207H154ZM158 207H156L157 209ZM191 208V207H190ZM189 208V209H190ZM221 208V207H219ZM222 208V209H223ZM259 208V209H258ZM169 209V208H168ZM171 209L169 210L170 213H172ZM181 209V208H180ZM230 209V210H229ZM62 210V209H61ZM161 210V209H160ZM188 210V209H187ZM264 210V209H262ZM60 211V210H59ZM76 211V210H75ZM155 211V210H153ZM189 211V210H188ZM229 211V212H228ZM50 212V211H49ZM48 212V213H49ZM84 212V213H83ZM149 212H150V209H149ZM157 212V211H156ZM167 212V211H166ZM178 212V215L179 217H174L175 215H177ZM165 213V211H164ZM195 214H197L196 212H194ZM193 213V214H194ZM235 213V214H234ZM147 214V213H146ZM152 214V213H151ZM160 215V214H159ZM161 215V216H162ZM171 215V214H170ZM190 215V214H189ZM206 215V214H205ZM172 216V215H171ZM207 216V215H206ZM225 216V215H224ZM150 217V216H148ZM190 217H193L190 215ZM189 217V219H190ZM197 217V216H196ZM228 217V215H227ZM230 217V216H229ZM171 218V219H170ZM226 218V216H225ZM157 219V218H156ZM195 219V217H194ZM229 219V218H228ZM231 219V217H230ZM54 220V219H53ZM56 220V221H57ZM153 220V219H151ZM155 220V219H154ZM188 220V219H187ZM198 220V219H197ZM200 220V219H199ZM198 220V221H199ZM228 222V220H226ZM231 221V220H230ZM232 221V222H233ZM155 222V221H154ZM157 222V221H156ZM183 222V220L181 221ZM201 222V221H200ZM204 222V221H202ZM206 222V220H205ZM231 222V223H232ZM59 223V222H58ZM207 223V222H206ZM229 223V222H228ZM235 223V222H234ZM248 223L250 225H254L253 228H251V230L247 227ZM191 225V224H190ZM196 225V224H195ZM200 225V224H199ZM204 225V224H202ZM255 225H257V228L255 227ZM197 226V225H196ZM65 227V226H64ZM194 227V226H192ZM191 227V228H192ZM203 227V226H202ZM226 227V226H225ZM256 229H255V228ZM228 228V227H227ZM198 229V227H197ZM204 229V228H203ZM224 230V228H223ZM226 230V229H225ZM231 230V229H229ZM227 231V230H226ZM205 232V230H204ZM229 232V231H227ZM214 233V232H213ZM215 234V233H214ZM214 234L212 237H214ZM170 235H174L175 238L174 240H171L169 237ZM207 235V234H206ZM205 235V236H206ZM236 235V234H235ZM236 235V237L234 238L235 240L238 239V236ZM208 236V235H207ZM230 236V234H229ZM234 236V235H233ZM232 234H231V237H233ZM254 236V237H252ZM256 236V237H255ZM173 237V236H172ZM227 237V236H226ZM231 237H230V241L227 242V245H229L228 243H230L231 241ZM211 238V237H210ZM209 238V240H210ZM229 238V237H228ZM204 239L207 241L208 238L207 237H204ZM215 239V238H214ZM222 240H225L223 238H221ZM227 239V238H226ZM233 239V238H232ZM240 239H238L240 241ZM213 240V239H212ZM234 240V241H235ZM257 240V241H255ZM177 241V243L175 242ZM222 242V241H220ZM224 242V244L226 243ZM223 243V242H222ZM221 243V244H222ZM245 243V244H246ZM232 244V242H231ZM238 244V243H237ZM89 245V246H87ZM233 245V244H232ZM235 245V244H234ZM240 245V244H239ZM244 246V244H241ZM225 248H226V245H224ZM238 246V245H237ZM236 246V248H237ZM230 247V246H229ZM248 247V246H247ZM146 248L148 250H146ZM231 249H234V247H230ZM235 248V249H236ZM212 250V249H211ZM230 250V249H229ZM245 248H241L239 250L236 251L237 254H245ZM235 251V250H234ZM226 252V251H225ZM229 252V251H227ZM247 252V251H246ZM212 253V252H211ZM230 253V252H229ZM228 253V254H229ZM196 254L198 255V252L196 251ZM235 255V254H233ZM241 255V256H243ZM232 256V255H230ZM237 257V255H235ZM240 256V261L241 262V259L246 256L244 255L242 258ZM249 256V255H248ZM253 256V255H252ZM228 258V256H227ZM246 258V257H245ZM243 258V260L245 259ZM252 258V257H251ZM236 259V258H234ZM246 260V259H245ZM259 260V261H260ZM247 262L250 261V260H246ZM242 262L245 264V262ZM254 262V261H253ZM258 262V261H257ZM255 262V263H257ZM238 263V262H237ZM250 263V262H249ZM260 263H264L263 262H260ZM51 264H62V263H59V261H57V259H54ZM248 264V263H246Z\"/></svg>","mask_w":264,"mask_h":264}]
</instances>
